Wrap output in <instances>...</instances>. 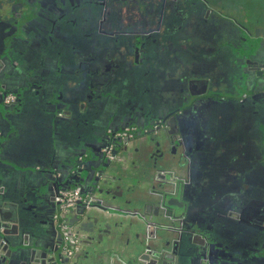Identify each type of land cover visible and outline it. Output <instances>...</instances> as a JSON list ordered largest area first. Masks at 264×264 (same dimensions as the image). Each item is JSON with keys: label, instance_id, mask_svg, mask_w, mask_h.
<instances>
[{"label": "flooded vegetation", "instance_id": "obj_1", "mask_svg": "<svg viewBox=\"0 0 264 264\" xmlns=\"http://www.w3.org/2000/svg\"><path fill=\"white\" fill-rule=\"evenodd\" d=\"M258 6L0 0V204L24 217L2 228L18 233L1 238L22 251L12 264H68L54 216L73 230L80 205L52 214L48 245L50 199L80 180L91 194L84 178L131 201L144 254L264 252V46L232 20Z\"/></svg>", "mask_w": 264, "mask_h": 264}, {"label": "water", "instance_id": "obj_2", "mask_svg": "<svg viewBox=\"0 0 264 264\" xmlns=\"http://www.w3.org/2000/svg\"><path fill=\"white\" fill-rule=\"evenodd\" d=\"M246 1V2H245ZM251 2L253 4L254 0H244V3ZM259 6L255 10H259L255 17L251 16L252 14H237L232 18L234 23L241 26L245 31H251L252 37L262 40L258 45L264 46V0H258ZM238 10H249V7L246 6H237ZM254 8V7H253ZM252 10V8L250 9ZM254 32V33H253ZM260 48H257L254 52V55L260 53ZM116 139H114L115 142ZM127 147V146H126ZM122 152V155L126 152ZM109 169V168H108ZM107 169V170H108ZM86 178L82 179L85 182V186L91 185L87 191L91 193L94 199H97L99 203H102L103 207H86L82 204L80 205L79 211L76 213V220L73 225V233L76 234L78 239V244L80 248L76 249L69 259V264H74L82 255H87L88 253L95 255L96 257L100 255H106L109 252H113L111 258L113 261L116 260L119 264H165L162 260L172 261L171 264H194L193 260L188 261L186 254L179 253L177 255L171 254L166 259L161 257L159 251H151L144 254L145 249L151 248L146 245V239H143L140 233H138V228L143 226L144 220L138 216L126 215V211L134 210L133 206H130L132 203L130 200H127L122 196V194H112L108 189L103 190L105 187L93 189V186L96 184L92 180ZM57 182H61V178L56 179ZM96 181V179H95ZM82 181L80 180V183ZM79 182H75L73 186L83 185ZM48 185V181H47ZM55 187H57L55 182ZM72 186L64 187L62 189L70 188ZM1 197V196H0ZM3 197L0 201H3ZM3 208H9L4 213H8V216L5 217V220L10 223L2 225V218L0 216V264H12V257H20L22 251L20 249L10 250V242L6 239L7 244L2 246L1 238L4 235L10 237H17L18 233L6 232L2 228L10 229L13 225L15 226L18 221H22L23 214H20L19 204L17 202L9 201L1 203ZM0 204V205H1ZM115 210V213L112 214L110 210ZM2 211V208H0ZM123 211V212H121ZM2 212H0L1 214ZM13 215V218H12ZM12 218V220H11ZM13 223V225H11ZM83 227H87L83 230ZM135 231V233H134ZM142 238V239H141ZM142 240V241H141ZM144 242V244H143ZM2 246V248H1ZM116 246V247H115ZM121 246V247H120ZM8 247L9 252L3 253L4 250ZM114 247L116 249H114ZM121 249V250H120ZM156 250V249H155ZM33 251V250H32ZM34 252V251H33ZM122 253H126V256H123ZM151 254V257L149 256ZM101 257V256H100ZM57 258V257H56ZM210 259V258H209ZM36 259L35 263H38ZM99 261V260H98ZM149 262V263H148ZM152 262V263H151Z\"/></svg>", "mask_w": 264, "mask_h": 264}, {"label": "crops", "instance_id": "obj_3", "mask_svg": "<svg viewBox=\"0 0 264 264\" xmlns=\"http://www.w3.org/2000/svg\"><path fill=\"white\" fill-rule=\"evenodd\" d=\"M50 212L48 213V245L49 243L53 242L54 240H57L56 238V231L53 227V224L51 223L52 221V214L55 213H59L60 210L58 208V205L55 203V201L53 200V198L50 199ZM79 208H75V209H70L66 214H65V219L71 223H74L76 220V213L79 211ZM76 224V223H74ZM40 233H45L43 231V229L39 231ZM116 247V246H115ZM114 247V249H116ZM121 247V246H120ZM234 245L229 243L228 249L226 250V252H228V250L231 252L233 249ZM121 250V249H120ZM222 253V254H215L210 256V259L206 258H198V260L196 259L195 264H264V252L262 254H256L254 257L249 258V256H244L243 251L242 252H236V253ZM112 251L109 252L106 255H100L98 257H96L95 255L92 257V261L89 262L88 257L90 256V253H88L86 256L82 255L74 264H119L117 263L116 260H112L111 255H112ZM123 256H126V253H122ZM230 255V256H229ZM57 258L60 260L61 257L57 256ZM56 258V259H57ZM58 260V261H59ZM80 260V261H79ZM99 260V261H98ZM112 260V262H110ZM81 262H85V263H81ZM57 264H63L62 261L58 262ZM69 264V263H68Z\"/></svg>", "mask_w": 264, "mask_h": 264}, {"label": "built area", "instance_id": "obj_4", "mask_svg": "<svg viewBox=\"0 0 264 264\" xmlns=\"http://www.w3.org/2000/svg\"><path fill=\"white\" fill-rule=\"evenodd\" d=\"M131 131L126 129L124 131L118 132L117 136L119 139L123 140V143L127 141L130 137ZM112 145L109 144L103 147V153L106 158H113L111 154ZM94 198L89 193H83L81 186L76 185L66 189H60L55 194V202L58 204L60 213H65L69 208H72L76 205L82 204L88 207ZM55 220L58 222V226L62 232L63 243L61 245V254L66 257H71L74 251L78 248V239L76 234L67 227L64 220H60L58 215H55Z\"/></svg>", "mask_w": 264, "mask_h": 264}]
</instances>
